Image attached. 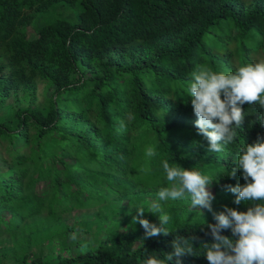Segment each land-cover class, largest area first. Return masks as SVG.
Returning a JSON list of instances; mask_svg holds the SVG:
<instances>
[{
    "label": "trees",
    "instance_id": "16d2710c",
    "mask_svg": "<svg viewBox=\"0 0 264 264\" xmlns=\"http://www.w3.org/2000/svg\"><path fill=\"white\" fill-rule=\"evenodd\" d=\"M259 61L264 0H0V264H145L192 236L181 264H209L213 213L252 206L227 186L246 183L236 164L264 137V108L242 105L238 138L213 153L190 73ZM164 160L216 178L212 212L159 201ZM157 204L170 233L144 239L136 209L159 226Z\"/></svg>",
    "mask_w": 264,
    "mask_h": 264
},
{
    "label": "clouds",
    "instance_id": "9594fccd",
    "mask_svg": "<svg viewBox=\"0 0 264 264\" xmlns=\"http://www.w3.org/2000/svg\"><path fill=\"white\" fill-rule=\"evenodd\" d=\"M188 96L196 117L195 127L198 134L208 142V149L221 153L224 146L232 144L238 138L236 131L245 118L242 105L258 103L264 108V61L247 63L235 71L218 72L207 65H198L190 73ZM209 129H212L209 131ZM236 168L242 170L244 185L227 186V190L236 194L234 203L252 202L247 211H238L225 206L223 211L213 213L215 224H209L214 243L204 244L209 264H264V137H258L252 144H245L240 149ZM146 155H156L149 147ZM162 167L169 182L158 192L159 201L177 200L190 197L193 208H203L212 212L214 196L209 190L216 179L196 168L185 169L171 166L168 160L162 161ZM235 169L231 172L234 178ZM159 213L160 224L142 219L143 207L136 210L138 216L133 218L145 229L144 239L169 235L165 227L171 217L162 212L159 205H154ZM231 229L236 239L222 235L221 231ZM71 239H77L72 234ZM196 237H177L172 241L173 252L165 259L153 256L145 264H166L176 257L175 264H181L180 257L193 254L192 241Z\"/></svg>",
    "mask_w": 264,
    "mask_h": 264
},
{
    "label": "rangeland",
    "instance_id": "374dc122",
    "mask_svg": "<svg viewBox=\"0 0 264 264\" xmlns=\"http://www.w3.org/2000/svg\"><path fill=\"white\" fill-rule=\"evenodd\" d=\"M25 45H28V43L26 42ZM37 84H38L39 92H41L42 87H43V84L40 81H38ZM64 240H65V237H61V239H59V241L57 243H54L52 245V247H51L52 251H58V250H60L61 247L64 246ZM72 242H74V241H72ZM47 251H48L47 249H44V254H47Z\"/></svg>",
    "mask_w": 264,
    "mask_h": 264
}]
</instances>
